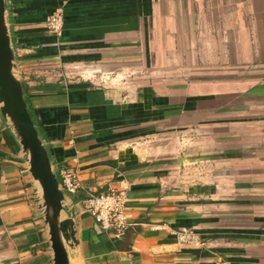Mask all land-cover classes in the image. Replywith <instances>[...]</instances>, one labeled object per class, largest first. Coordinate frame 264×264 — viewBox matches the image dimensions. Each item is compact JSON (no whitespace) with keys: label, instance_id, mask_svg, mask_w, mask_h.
<instances>
[{"label":"crops","instance_id":"obj_1","mask_svg":"<svg viewBox=\"0 0 264 264\" xmlns=\"http://www.w3.org/2000/svg\"><path fill=\"white\" fill-rule=\"evenodd\" d=\"M6 6L43 141L75 173L70 264H264V0ZM56 9L58 34L44 24ZM34 187L1 120L0 264H53ZM111 190L128 199L118 236L81 205ZM179 229L204 245L177 243Z\"/></svg>","mask_w":264,"mask_h":264},{"label":"water","instance_id":"obj_2","mask_svg":"<svg viewBox=\"0 0 264 264\" xmlns=\"http://www.w3.org/2000/svg\"><path fill=\"white\" fill-rule=\"evenodd\" d=\"M0 115L18 141L34 181L36 206L47 227L53 264H70L78 255L74 252L79 244L76 224L17 73L6 0H0Z\"/></svg>","mask_w":264,"mask_h":264},{"label":"built area","instance_id":"obj_3","mask_svg":"<svg viewBox=\"0 0 264 264\" xmlns=\"http://www.w3.org/2000/svg\"><path fill=\"white\" fill-rule=\"evenodd\" d=\"M45 27L52 33L61 32L64 20L61 9H56L44 19ZM0 115V124H1ZM60 188L66 193L74 192L76 188L75 173L70 169L59 172ZM127 196L124 191H104L91 194L81 201L83 209L88 212L98 226L111 232L114 236L123 234L130 226L127 214ZM177 243L184 246L204 245L199 235L191 229H179L175 232Z\"/></svg>","mask_w":264,"mask_h":264},{"label":"trees","instance_id":"obj_4","mask_svg":"<svg viewBox=\"0 0 264 264\" xmlns=\"http://www.w3.org/2000/svg\"><path fill=\"white\" fill-rule=\"evenodd\" d=\"M24 89V88H23ZM24 93H25V96H26V100H27V104H28V108H29V111H30V114H31V117H32V119L34 120V123L36 124V127H37V129H38V131H39V134H40V137L42 138V140H43V130L41 129V127H40V125H39V123L36 121V118H35V115L33 114V112H32V110H31V107H30V105H29V99H28V96H27V93H26V90L24 89ZM46 147H47V149H48V151H49V147L46 145ZM49 153H50V151H49ZM50 156H51V153H50ZM51 158H52V161H53V164L55 165V169H56V172H57V174H58V177H59V165H57V164H55L56 163V161H55V159H53V157L51 156ZM98 194V193H97Z\"/></svg>","mask_w":264,"mask_h":264},{"label":"rangeland","instance_id":"obj_5","mask_svg":"<svg viewBox=\"0 0 264 264\" xmlns=\"http://www.w3.org/2000/svg\"><path fill=\"white\" fill-rule=\"evenodd\" d=\"M49 70H52V69H49ZM54 70V69H53ZM56 70V69H55ZM57 71V70H56ZM51 74L53 75V71H51ZM70 75H71V77H75V78H81V76H79V74L78 75H75L73 72H71L70 73ZM49 77H45V76H40L43 80H45V79H50V81H52V83H54V82H57V80H58V77L57 76H55V75H53L52 77H50V75H48ZM36 205H37V203H36ZM43 219V218H42ZM261 227H263V224H261Z\"/></svg>","mask_w":264,"mask_h":264}]
</instances>
